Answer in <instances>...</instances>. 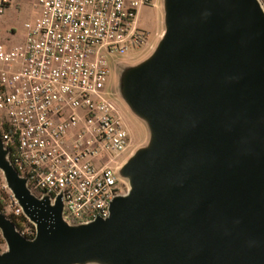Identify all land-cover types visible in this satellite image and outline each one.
<instances>
[{"label":"water","instance_id":"1","mask_svg":"<svg viewBox=\"0 0 264 264\" xmlns=\"http://www.w3.org/2000/svg\"><path fill=\"white\" fill-rule=\"evenodd\" d=\"M163 7L153 54L115 70L116 95L150 133L118 170L128 192L108 217L73 223L0 139V170L36 228L0 210V264H264L263 1Z\"/></svg>","mask_w":264,"mask_h":264},{"label":"built area","instance_id":"2","mask_svg":"<svg viewBox=\"0 0 264 264\" xmlns=\"http://www.w3.org/2000/svg\"><path fill=\"white\" fill-rule=\"evenodd\" d=\"M154 1L37 0L23 40L0 41L2 140L32 192L62 197L73 223L108 217L129 190L118 170L134 139L109 79L147 42L139 16Z\"/></svg>","mask_w":264,"mask_h":264},{"label":"rangeland","instance_id":"3","mask_svg":"<svg viewBox=\"0 0 264 264\" xmlns=\"http://www.w3.org/2000/svg\"><path fill=\"white\" fill-rule=\"evenodd\" d=\"M37 0H12L9 7L3 8L4 0H0V41L5 43H19L23 40L25 34V23L30 21L37 13L35 4ZM154 6H147L141 9L139 22L147 31V42L138 48H131L125 54L117 57V60L127 65L138 64L149 58L155 51L157 44L164 34V7L163 0H155ZM264 5V1H263ZM117 63L112 64V72L109 79V87L114 97L120 104L124 118L129 126L131 135L134 139L133 152L142 146H145L149 137V129L145 121L125 106V103L116 95L120 90V83L116 70ZM125 66V65H124ZM120 79V78H119ZM132 152V154H133ZM0 203L4 205V212L10 217L11 214L17 215V209L20 207L12 191L7 186L3 172L0 170ZM31 222V221H30ZM22 231L21 229H19ZM22 231L30 232L29 228H23ZM0 253L8 248L0 229Z\"/></svg>","mask_w":264,"mask_h":264},{"label":"trees","instance_id":"4","mask_svg":"<svg viewBox=\"0 0 264 264\" xmlns=\"http://www.w3.org/2000/svg\"><path fill=\"white\" fill-rule=\"evenodd\" d=\"M6 129V124L2 119V116L0 114V139H3V132ZM0 210H4V205L0 203ZM10 217L12 218V220L15 222V224L17 225V227L19 229H21L22 231L23 228H29L30 232H25V235L29 236V237H34L35 233H36V228L35 225L30 222V220L24 215H16V214H11ZM0 241L3 242V240L0 237Z\"/></svg>","mask_w":264,"mask_h":264}]
</instances>
